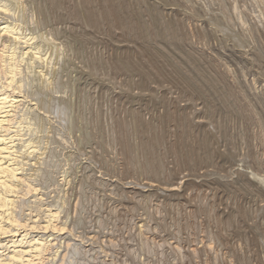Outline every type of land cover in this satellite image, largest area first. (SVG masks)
Listing matches in <instances>:
<instances>
[{"label": "bare ground", "instance_id": "1", "mask_svg": "<svg viewBox=\"0 0 264 264\" xmlns=\"http://www.w3.org/2000/svg\"><path fill=\"white\" fill-rule=\"evenodd\" d=\"M0 264H264V0H0Z\"/></svg>", "mask_w": 264, "mask_h": 264}]
</instances>
